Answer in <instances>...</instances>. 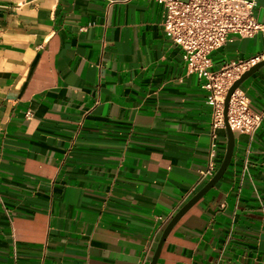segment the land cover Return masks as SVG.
Listing matches in <instances>:
<instances>
[{
    "label": "crops",
    "instance_id": "crops-1",
    "mask_svg": "<svg viewBox=\"0 0 264 264\" xmlns=\"http://www.w3.org/2000/svg\"><path fill=\"white\" fill-rule=\"evenodd\" d=\"M165 15L163 0H0V264H150L219 169L207 73L264 36L232 35L194 70ZM240 91L263 112L264 68ZM234 132L157 264H264V119Z\"/></svg>",
    "mask_w": 264,
    "mask_h": 264
},
{
    "label": "built area",
    "instance_id": "built-area-1",
    "mask_svg": "<svg viewBox=\"0 0 264 264\" xmlns=\"http://www.w3.org/2000/svg\"><path fill=\"white\" fill-rule=\"evenodd\" d=\"M166 15L165 31L174 44L184 52V59L194 70H203L209 55L224 46L229 37L251 38L264 36V24L254 15V0H163ZM264 61V51L241 61H234L215 72L207 73L206 89L211 95L213 130L225 128L224 105L228 91L240 77L255 64ZM232 129L254 135L261 127L264 111L254 113L249 99L238 89L232 95L228 108ZM211 162L202 178L212 176Z\"/></svg>",
    "mask_w": 264,
    "mask_h": 264
},
{
    "label": "water",
    "instance_id": "water-1",
    "mask_svg": "<svg viewBox=\"0 0 264 264\" xmlns=\"http://www.w3.org/2000/svg\"><path fill=\"white\" fill-rule=\"evenodd\" d=\"M264 68V61H261L254 66H252L248 71H246L240 79H238L230 88L228 91L227 97L225 99V105H224V116H225V128L227 132V149L225 153V157L217 170V172L214 174V176L209 180V182L194 196L190 201L180 209L176 213V215L172 218V220L169 222L167 227L162 233V236L159 240V243L157 245V248L155 250V254L153 256V259L150 264H157L162 247L166 241L167 236L172 231L174 226L178 223V221L182 218V216L190 209L192 208L201 198L204 197V195L210 191L225 175L226 171L228 170L230 163L232 161L234 150H235V132L232 129V127L229 124L228 121V108L230 105V100L232 98V95L234 92H236L240 87L243 85V83L248 80L251 76H253L255 73L260 71Z\"/></svg>",
    "mask_w": 264,
    "mask_h": 264
}]
</instances>
